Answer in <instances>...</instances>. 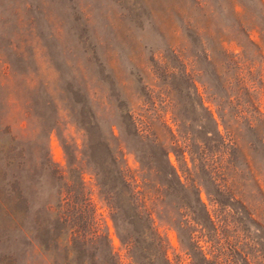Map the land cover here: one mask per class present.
Listing matches in <instances>:
<instances>
[{
  "label": "rangeland",
  "instance_id": "1",
  "mask_svg": "<svg viewBox=\"0 0 264 264\" xmlns=\"http://www.w3.org/2000/svg\"><path fill=\"white\" fill-rule=\"evenodd\" d=\"M35 1L56 30L58 69L15 24L20 2L0 7V202L26 231L0 218V264H110L109 248L116 264H264V0ZM64 86L82 90L103 131L112 128L110 147L151 219L135 254L82 161ZM46 96L58 110L51 133L29 110L33 100L45 112ZM126 113L164 178L130 151L146 147L122 133ZM45 150L60 183L36 166ZM78 235L86 246L74 252Z\"/></svg>",
  "mask_w": 264,
  "mask_h": 264
},
{
  "label": "trees",
  "instance_id": "2",
  "mask_svg": "<svg viewBox=\"0 0 264 264\" xmlns=\"http://www.w3.org/2000/svg\"><path fill=\"white\" fill-rule=\"evenodd\" d=\"M8 2L14 3V6L17 2H20V6L13 7L11 11L14 16L15 24L17 26L23 24L28 25L32 31V35L41 42L42 47L46 50L51 65L58 69L59 64L57 59L59 55L57 51L59 45L55 36L56 30L46 19L43 5L41 6L42 3H36L35 0H0V7H2V4H7ZM16 10H21L20 14L16 13ZM4 14V12H0V20H2ZM15 39V35H12L7 39L5 48L9 51V54H11L10 52L13 53L18 50ZM7 63L8 65L11 64L10 61ZM62 90L65 93V98L68 102V109L73 119V124L78 130L83 131L85 136L82 149V161L85 162L86 166L91 170L99 194L110 208V217L118 240L123 246L132 244L133 253L135 254L140 239L152 235V222L149 215L143 212L137 204V195L127 182L123 169L110 147V139L114 138L112 128L109 127L107 132L103 131L95 114L92 112L88 96L82 90L80 93L78 89L72 90L70 86H64L62 87ZM43 107L45 112H37V110H35L34 101L31 100L29 110L35 121H37L38 127H44L43 130L47 128V131L51 133L54 128H52V123L50 124L49 122V114L53 111V114H55L56 117L58 116V110L49 96H46L44 99ZM123 116L125 122L123 124L124 129L122 133L126 136L130 134L137 139L139 146L146 147L145 153L137 150V148H131V146H129L130 151L134 154L136 160L141 165L152 166L156 170L157 175L164 178L166 174L160 169L156 156L152 153V149H149L151 147L148 148V145L153 146V144L147 137L137 133V128L130 115L126 113ZM56 124L57 122L55 121L53 125ZM48 132L46 133L45 131V139L47 140L49 136ZM215 133H217L216 129ZM161 154L163 160L169 167V173H167V176L169 175L172 177L181 186L175 170L170 167L168 160L166 159V154L163 151H161ZM36 164L40 171L47 174L54 182L60 183L63 180L61 172L50 162L47 150H45V156H43V159ZM67 168L71 173V164L68 163ZM74 174L77 176V179H80L81 173L75 170ZM62 187L63 186H60L56 193L57 197L59 196V199L61 198ZM191 189L195 196H197V204L202 207L203 205L197 195V189L194 187ZM48 204L49 203H47L46 206H48ZM0 218L6 220L7 224L9 223L15 226V228L19 230L21 237H26V231L23 229L22 222L13 218V215L7 210L6 205L3 202H0ZM60 221L62 224H65V221L58 215L57 222ZM194 221L199 223V220L197 219H194ZM155 236L160 240L158 235ZM99 239L100 237L98 236L93 238L91 245L97 244ZM105 239L108 240V237L106 236ZM73 243L74 252H79L80 249H84L86 246L84 236L80 235L74 237ZM107 260L110 264H116L111 248L107 251Z\"/></svg>",
  "mask_w": 264,
  "mask_h": 264
}]
</instances>
